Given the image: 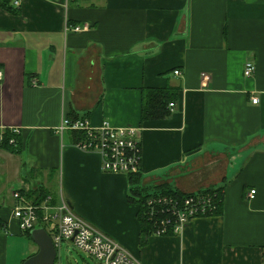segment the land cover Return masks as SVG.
I'll return each instance as SVG.
<instances>
[{"label": "crops", "instance_id": "obj_1", "mask_svg": "<svg viewBox=\"0 0 264 264\" xmlns=\"http://www.w3.org/2000/svg\"><path fill=\"white\" fill-rule=\"evenodd\" d=\"M0 70V132L18 131L16 152L0 148V264L34 255L13 218L15 192L66 203L142 264H263L264 0H23L17 14L0 6ZM168 88L170 117L144 122L147 92ZM65 118L140 129L136 187L221 190L219 214L143 244L128 179L79 150L77 134H58Z\"/></svg>", "mask_w": 264, "mask_h": 264}, {"label": "built area", "instance_id": "obj_2", "mask_svg": "<svg viewBox=\"0 0 264 264\" xmlns=\"http://www.w3.org/2000/svg\"><path fill=\"white\" fill-rule=\"evenodd\" d=\"M13 8L21 10L23 0H11ZM85 27H73L72 31L81 33ZM256 71L255 64L248 60L244 65L245 78H251ZM174 75L180 77V72ZM4 73L0 70V83ZM33 87L39 86L32 80ZM252 103L257 105L259 99L253 98ZM174 104L170 108H174ZM70 131L79 136L76 147L82 152L98 154L102 160V168L108 174L130 175L141 174V130L115 128L108 120L99 126H94L87 119H63L57 129L58 134ZM18 131L12 130V138L7 139L5 132H0V145L8 142L15 147L17 141L14 136ZM256 190L250 191L248 198L254 200ZM16 206L13 218L18 222L20 231L28 233L39 227L40 222L46 227L52 242L57 250V260L65 242L72 244L78 250L86 253L97 264H142L125 248L120 246L107 235L81 219L71 208L64 203L60 207L50 206L48 201L37 205L32 203L23 192H15ZM138 200V199H137ZM221 198L218 192L201 190L189 193L183 197L152 194L146 200V216L152 225V235L167 237L179 235L193 220L208 218L218 213ZM41 213V217L39 216ZM57 260L55 264L57 263ZM264 264V254H263Z\"/></svg>", "mask_w": 264, "mask_h": 264}, {"label": "trees", "instance_id": "obj_3", "mask_svg": "<svg viewBox=\"0 0 264 264\" xmlns=\"http://www.w3.org/2000/svg\"><path fill=\"white\" fill-rule=\"evenodd\" d=\"M0 6L7 10L8 12L12 14H17L19 13V10L13 8L11 4V0H0ZM145 103L142 109V120L144 122L146 121H160V120H165L170 117V105L175 103L176 101V92L173 89H166V90H149L146 94L145 98ZM7 139L12 138L10 133L5 134ZM79 139V136H78ZM0 148L2 149H7L12 152H16L13 146H10L8 142H6L3 145H0ZM130 190H131V202L133 204H137L139 206V213H138V220L141 224L142 228V239H143V244L145 243L144 240H146L149 236H153L152 234V225L149 223L147 216H146V200L152 195H166V196H174V197H183L187 194H183L179 192L176 188L171 187L169 185L166 186H160L154 188L153 193H148L147 190H144L141 192L140 187H136V185L139 186L140 180H141V175H130L128 178ZM209 191H216L219 193L220 198H221V203L219 205V210L216 215L219 214L220 208L222 205V192L221 190H212L208 189ZM43 193L39 194L38 201L40 202H33L34 204L40 205L46 196H42ZM27 198L31 201L34 197V194L27 195ZM138 199V200H137ZM46 200V199H45ZM41 213H39V216L41 217ZM39 227H42L46 229V227L42 224V221L39 224ZM28 240L31 241L30 237V232L24 233ZM32 242V241H31ZM31 257V256H30ZM25 262V260L22 262V264Z\"/></svg>", "mask_w": 264, "mask_h": 264}, {"label": "water", "instance_id": "obj_4", "mask_svg": "<svg viewBox=\"0 0 264 264\" xmlns=\"http://www.w3.org/2000/svg\"><path fill=\"white\" fill-rule=\"evenodd\" d=\"M31 241L38 247L37 254L29 257L23 264H55L57 250L51 236L42 227H37L30 232Z\"/></svg>", "mask_w": 264, "mask_h": 264}, {"label": "rangeland", "instance_id": "obj_5", "mask_svg": "<svg viewBox=\"0 0 264 264\" xmlns=\"http://www.w3.org/2000/svg\"><path fill=\"white\" fill-rule=\"evenodd\" d=\"M42 196H43V194H42ZM27 242L29 243L30 241L28 240ZM19 246L20 245L18 244L17 245L18 250L15 249L18 252H19V250H21V249H19ZM30 246L33 247V254L34 255L37 254L38 249H35L36 248L35 244L30 243ZM57 263L58 264H97V262L94 259L90 258L86 253L78 250L72 244L67 243V242H65L63 244V246L60 250V255L58 257Z\"/></svg>", "mask_w": 264, "mask_h": 264}]
</instances>
